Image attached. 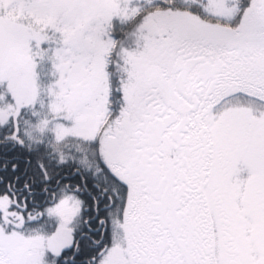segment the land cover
I'll return each instance as SVG.
<instances>
[{"label": "snow or ice", "instance_id": "1", "mask_svg": "<svg viewBox=\"0 0 264 264\" xmlns=\"http://www.w3.org/2000/svg\"><path fill=\"white\" fill-rule=\"evenodd\" d=\"M0 264H264V0H0Z\"/></svg>", "mask_w": 264, "mask_h": 264}]
</instances>
